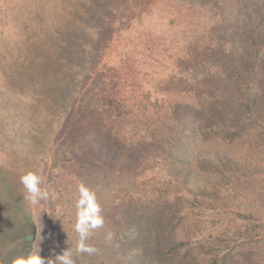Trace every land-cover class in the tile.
I'll use <instances>...</instances> for the list:
<instances>
[{"label": "trees", "instance_id": "trees-1", "mask_svg": "<svg viewBox=\"0 0 264 264\" xmlns=\"http://www.w3.org/2000/svg\"><path fill=\"white\" fill-rule=\"evenodd\" d=\"M114 1L87 22L83 47L76 37L86 16L78 12L88 5L53 0L46 18L24 29L13 60L0 54L1 77L25 95L37 88L48 103L74 83L76 64L89 59L81 54L111 31ZM121 5L120 57L97 78L105 83L92 87L67 144L79 150L106 139L124 160L110 167L88 153L96 184L74 162L55 164L56 180L71 181L78 198L81 186L98 195L106 235L94 240L96 228L85 241H95L94 254L76 250L78 234L58 254L71 249L75 264H264V0ZM69 7L77 9L70 19L60 16ZM7 99L0 95L6 111ZM110 200L124 208L114 212ZM78 201L66 206L71 214Z\"/></svg>", "mask_w": 264, "mask_h": 264}, {"label": "rangeland", "instance_id": "rangeland-1", "mask_svg": "<svg viewBox=\"0 0 264 264\" xmlns=\"http://www.w3.org/2000/svg\"><path fill=\"white\" fill-rule=\"evenodd\" d=\"M41 1L45 6L38 4L35 0H0V54L2 53L9 60L12 59L10 54L14 55L13 50L16 44L24 41V29L28 26L32 28L35 26L33 21L40 18L44 20L45 15L49 13L48 7L53 0ZM71 1L70 4L73 3ZM73 1L75 7L80 3V0ZM81 1L88 5V14L78 12V14H84L86 19H83L81 31L76 38L81 40L84 47V43H87L91 35L86 27L87 22L99 17L98 14L103 15L102 10L106 5L104 0ZM111 1L113 3V0ZM114 2L116 6L112 13L114 20L110 24L111 31L102 34L97 49L86 50L81 54V58L82 55L89 58L87 59L89 64L87 61H83L81 65L77 63L79 70H82H78L74 83L64 85L61 91L49 98L48 103L46 98L38 94L37 88L26 96L22 94L25 92H22L19 83H16L17 87L13 88L0 74V95L7 97V100L11 102L10 105H13V108L9 107L7 111L4 108L6 103L0 106V264H13L15 259L27 257L29 253L35 254L44 261V264H48L49 261H55L63 245L70 246L77 243L73 236L77 234L75 224L78 210L75 212L76 210L71 208L74 209L71 214L66 206L73 204L81 197L78 198V192L71 181L56 180V174L62 171L55 165L58 161L66 163L65 165L74 162V169L89 173L91 176L88 179L92 181L91 178H93L95 181L100 175L97 176L96 170H93L94 167L90 166L92 161L87 154L92 150L98 159L110 167L124 160V154L120 155L108 147L106 139L99 144L98 141L89 138L83 145L86 148L79 150L71 149L67 144V137L73 134L78 116L92 102V87L97 88L101 86L100 81H104L97 78L105 77V71L110 69L120 57L122 42L119 30H121V21L124 20L122 19L124 7L121 5L124 0ZM69 8L60 11V16L70 19V15L77 9ZM29 50L35 53V50ZM25 56H28V52ZM71 56L72 54L69 53L68 57L71 58ZM7 70L13 71V68L11 70L8 67ZM26 78L30 80L31 77ZM14 103L18 104V107L16 105L18 112H15ZM41 103L49 109L46 113L37 115L41 107H37V104ZM84 134L82 131V136ZM60 147L63 148L60 149ZM29 171L40 178V187L47 193V198L35 206L25 199L26 190L20 181V177ZM98 190V188L95 189L94 193ZM94 196L98 195L94 194ZM108 203L115 207L113 211L116 213H119L125 205L116 206L112 200ZM113 217L111 222L114 221ZM117 223L119 224L120 220ZM94 233L91 239L95 236L94 240L97 241L106 235L100 227ZM29 235L31 239H27ZM110 237L114 241L113 236ZM52 241L54 245H51ZM88 243L91 246L95 244V241ZM106 249L104 247V250ZM73 257L77 256L73 255ZM77 261L81 262L79 259Z\"/></svg>", "mask_w": 264, "mask_h": 264}, {"label": "clouds", "instance_id": "clouds-1", "mask_svg": "<svg viewBox=\"0 0 264 264\" xmlns=\"http://www.w3.org/2000/svg\"><path fill=\"white\" fill-rule=\"evenodd\" d=\"M20 181L26 190L25 199L32 205H38L41 200L47 198V193L40 187V178L29 171L20 177ZM80 199L77 203V222L75 231L79 236L76 250L79 253L94 254L97 249L87 245L85 241L91 235L92 230L102 226L103 221L99 216L100 208L95 203V196L83 186L79 189ZM13 264H44V261L33 253L27 257H20L13 261ZM48 264H75L71 249H67L63 254L58 255L55 261H49Z\"/></svg>", "mask_w": 264, "mask_h": 264}]
</instances>
